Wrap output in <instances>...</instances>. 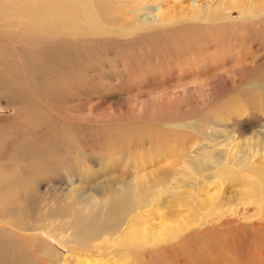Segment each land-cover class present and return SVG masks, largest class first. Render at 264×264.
Returning a JSON list of instances; mask_svg holds the SVG:
<instances>
[{
	"label": "rangeland",
	"instance_id": "1",
	"mask_svg": "<svg viewBox=\"0 0 264 264\" xmlns=\"http://www.w3.org/2000/svg\"><path fill=\"white\" fill-rule=\"evenodd\" d=\"M9 2L0 0L3 6ZM124 2L111 1L120 10L117 26L125 24ZM196 2L154 0L150 6L144 4L141 15L158 18L161 8H167L180 19L192 15ZM244 2V10L234 7L231 17L217 24L182 23L167 31L156 29L147 37L124 41L108 35L102 41L77 43V60L58 68L60 62H54L38 95L13 90L16 83L0 66L5 69L0 70V264H56L64 255L71 263L116 264L118 258L112 259L100 243L90 247L88 242L90 248L74 256L71 238L60 241L48 235L64 224L68 233L82 225L98 233L101 226L90 218L72 215L78 198L71 189L90 195L94 182L86 177L113 165L116 177L132 179L121 160H127L131 148L139 151L134 163L151 156L153 169H172L156 176L170 188L159 194V201H153L155 185H147L153 203L147 202L148 212L136 223L148 221L158 230L163 220L169 221L185 239L156 250L148 264H263L264 1ZM71 4L64 7L73 8ZM1 23L4 34L20 31ZM40 63L34 54L28 70L39 74ZM36 104L42 110L52 109L53 115L39 120L29 132L20 120ZM56 128L70 147L57 150ZM24 142L29 149L22 152ZM198 146L203 155L195 151ZM196 159L202 162L195 163ZM137 171L145 170L139 166ZM218 181L224 183L221 195ZM213 199L217 204H211ZM221 199L230 204L219 203ZM108 209L111 228L126 222V213L111 204ZM222 212L230 220L220 226H201L209 229L205 232L190 227L194 219L202 223ZM9 219L30 233L12 230ZM51 248L54 253L49 257ZM126 259L137 264L143 257L141 253L132 259L127 251L119 263Z\"/></svg>",
	"mask_w": 264,
	"mask_h": 264
},
{
	"label": "bare ground",
	"instance_id": "2",
	"mask_svg": "<svg viewBox=\"0 0 264 264\" xmlns=\"http://www.w3.org/2000/svg\"><path fill=\"white\" fill-rule=\"evenodd\" d=\"M111 1L112 0H10V2L5 6L0 4V21H2L3 24L11 23L15 25V29L16 26L20 28V31L11 32L8 30L5 34L3 31H0L3 33L0 34V66H3L7 69V76L13 79V81L16 83V86L13 90H20L27 95L28 93L37 94L38 91L41 90L40 85L43 84L44 81L46 82L45 74L48 72L49 68H52L51 66L54 64V62L55 64L60 62L58 66H55L58 68L63 67L66 61L77 60L76 58H78V55L75 51L77 43L102 41L103 39L107 38L108 35L118 37L119 39L121 38L124 41L128 38H133L140 35L147 37L148 35L157 33L156 29L167 31L169 26L173 27L182 23L188 26L197 23L209 25L217 24L221 21L228 20V18L231 17L229 12L232 11L234 7L243 10L245 9L244 0H204V3H201L199 0H197L195 5H192L193 10L191 12L188 11L190 14L192 13V15L187 14L188 16L186 15L184 18H176L174 14L167 12V8H161V10L158 12V18L145 19L141 15L144 4L148 5V2H152L154 0H122L125 1L122 5V8H128V10L123 12L125 24L117 26L115 23V17L120 12V10L114 3H111ZM66 4H71L73 8L68 9L67 7H64ZM111 22L114 23L115 29L113 28ZM88 23L94 26L97 30L95 31L93 28H87L86 25ZM84 51L86 55L89 54H87V47L84 48ZM52 53L58 54L51 55ZM34 54H36L41 59L40 71L39 74L36 73V75L28 70V60L31 59ZM82 54L83 52L80 54V57ZM72 65L74 64L72 63ZM4 68H0V70L5 71ZM45 69L47 71H44ZM11 72L17 75L19 79L16 80L15 76L12 75ZM34 106L35 109L27 117L23 116L20 120L22 128H26L29 132H31V127L34 124H37L39 120L42 121L43 118H50L53 115L52 109L46 111L40 109L37 104ZM16 129H18V127H16ZM55 131L56 133L54 135L59 145L57 150L60 148L62 150V147H70L71 144L69 141L67 142V140L62 136V131L58 128H56ZM1 136H3V134ZM7 143L8 142L6 141V145ZM177 147L178 146H176V148ZM21 148L22 152H25V150L28 151L29 147L27 142L22 143ZM176 148H174L173 151H175ZM199 150H202L200 149V146H198L197 150L195 151L198 154H202V152H199ZM234 150L236 151V148ZM138 152L139 151H136L134 148H131L128 151L127 160H124L123 157L121 159L123 162H125L127 171H131V173L134 175L132 179L127 180V178L121 176L116 177L118 169L116 165H113L110 166L109 169L94 171L95 175L92 177H86V181L90 180L94 182L93 186L88 190L90 195L86 193L81 196L83 189H71V192L76 196V198H78V201H73L75 202L76 206H72V209L74 210L72 215H84L90 218L94 224L100 225L101 227L99 228L97 234L91 233L87 229L86 225H82L79 229L75 227L74 232L68 233L67 230L69 227L67 224H64L60 226V230L54 229L48 236L50 237L51 235H54L58 237L60 241H66L68 238H71V241L73 242L72 251L74 256L77 254V252H82L84 249L98 246L96 243H100L103 245L101 247L103 251L107 252L108 255L112 257V259L115 257L118 258V260L115 259L117 260L116 264H136L135 262H130L127 259L122 263H119L120 256L127 251H129L132 259L137 258V255L142 253L143 260L139 261L137 264H148L152 261V255L156 250L163 251L165 249H169L168 246L174 247L181 240H185L184 237L179 235V231H177L173 227L174 225L169 221H167L168 223H164L165 220H163V224L160 225L161 227L158 230H154L151 226H149L148 221H144L141 224L136 223L139 216L148 212L144 211L146 207L148 208V203L152 204L155 199H158L157 197H159L161 192L170 189L169 185L163 184L162 178H157L159 177V174L172 171V169L168 170L165 168V166H163V168L153 169L152 163L155 161V159L151 156L148 157V159L142 158L137 163H134L137 159L136 154ZM139 154L141 155L142 152ZM165 155L168 156L167 153H165ZM171 155L173 154L171 153ZM119 156L120 155H118V157ZM107 158H109L108 154L106 155V159ZM190 158L193 160L194 156H191ZM117 160L119 159L116 158V161ZM209 160L212 161V157H210ZM206 161H208V157L206 158ZM199 162L202 161L200 159H196L195 163ZM129 163H133V167H130ZM173 163L174 162H172V164ZM139 166L145 170L143 173H140L141 171H137ZM108 172V176H105ZM1 176L3 178L6 177L5 173H2ZM101 179H105V181L101 182ZM151 184L155 185L153 201L146 193L147 185ZM223 184L224 183H219V186L216 187L217 189L219 188V192L222 190ZM192 187H194V185H192ZM261 191L263 194V224H261L264 228V165ZM219 197L217 199H220ZM259 197L261 198V195ZM223 198L226 199L227 196H223ZM216 200L213 199L211 204L215 205ZM218 202L221 204L223 202L230 204L228 200L225 201L223 199ZM110 204L113 208L126 213L124 214L126 222H122L119 225L117 224L118 227L111 228L112 220L109 216L110 211L108 209ZM225 206L226 205L223 207ZM223 214L224 213L222 212V214H219L218 216L215 215V218L213 217L211 220L204 219L202 223H200L201 220L197 222L198 220L194 219L191 221L192 223L190 227L194 229L195 232L208 231L209 229L206 230L205 227L215 228L230 220L228 217H223ZM7 222V224H10L12 230L19 234L28 235L30 233L29 231H25L23 228L17 226L14 221H12V219L7 220ZM78 225L79 224H76V226ZM201 226H205L204 229ZM137 233L142 235L141 239H136L133 237ZM41 234L43 235V241H46V236L43 233ZM88 242L92 244L90 247H88ZM88 251L92 252L91 250ZM53 253L54 250L51 248V253L48 254L49 257H51ZM57 258L56 264L84 263L78 262V260H76L74 263H71L72 260L68 258L67 255H64L62 258L58 256Z\"/></svg>",
	"mask_w": 264,
	"mask_h": 264
}]
</instances>
